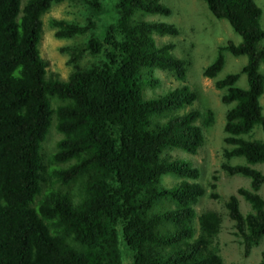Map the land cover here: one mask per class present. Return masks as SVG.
Returning a JSON list of instances; mask_svg holds the SVG:
<instances>
[{"label":"trees","instance_id":"obj_1","mask_svg":"<svg viewBox=\"0 0 264 264\" xmlns=\"http://www.w3.org/2000/svg\"><path fill=\"white\" fill-rule=\"evenodd\" d=\"M160 1L116 0L114 22L105 28L96 25L97 17L84 24L50 20L55 38L84 39L61 49L71 71L58 80L47 76L39 56L42 16L62 2L97 12L100 0H0V264H223L215 246L221 214L205 210L196 217L194 206L205 194L199 169L161 158L165 149L195 155L203 143L198 121L210 126L213 113L191 109L156 124L153 116L191 106L197 96L186 86L155 98L142 93L145 83H156L142 81L143 73L159 69L179 82L186 77L187 63L170 54L173 46L156 47L152 39L176 36L177 28L137 15L168 16ZM201 1L240 38L217 48L203 76H218L224 51L246 59L214 88L229 106L220 169L249 179L248 189L239 188L224 203L248 256L264 237V198L258 194L264 173L252 168L264 166V140L252 139L255 128L264 135L261 9L254 0ZM242 75L245 87L238 85ZM51 128L61 137L44 165L41 144ZM234 158L245 163L229 164ZM165 175L180 181L165 187ZM70 185L74 191L63 189ZM208 187L217 199L215 174ZM238 197L250 212H240ZM258 264H264V252Z\"/></svg>","mask_w":264,"mask_h":264},{"label":"rangeland","instance_id":"obj_2","mask_svg":"<svg viewBox=\"0 0 264 264\" xmlns=\"http://www.w3.org/2000/svg\"><path fill=\"white\" fill-rule=\"evenodd\" d=\"M24 2L25 0H22V4ZM100 2L102 3V8L97 12L88 9L87 5L83 3L62 2L52 5L42 16L38 52L45 64L47 76L51 75L58 80H65L71 71V67L67 63L68 55L62 53L61 49L76 46L84 41L81 37L70 39L55 38V29L49 25L50 20L61 19L72 23L84 24L88 18L96 19L97 17L96 25L105 28L114 22L116 0H100ZM160 2L170 9L168 16L144 14L142 12H138L137 15L144 22L170 24L177 28L179 34L176 36L154 34L152 39L156 47L169 44L173 46L170 54L187 63L186 77L183 82H179L171 73L159 69L153 70L148 75L143 73L141 76L142 81L152 79V81L156 82L152 86L145 83L142 92L143 97L145 99L155 98L175 88L186 86L189 90L195 92L197 99L191 106L171 109L161 116H153L151 122L160 124L172 116L183 115L191 109L199 112H205L206 109H209L213 113V122L210 126L205 127L201 121H198V125H200L203 132V143L195 155L187 154L178 149H165L161 154V158L170 161L183 160L199 169L197 182L205 187V194L194 206L196 217L205 210H214L221 214L223 222L215 240V246L223 264H258L261 252H264V237L256 247L252 248L248 256H244L242 246L239 243V239L234 236L232 222L227 218L224 207L228 197L236 195L239 188H249V179L239 175L228 176L220 169L221 164L226 162L223 157L225 147L223 143V125L225 113L229 106L221 103L222 92L214 88L216 79L222 78L226 74L239 72L246 59L243 56L233 57L224 51V66L218 76L215 79H208L203 76L204 68L216 57L217 48L225 46L228 42L239 43L240 38L232 31L226 21L215 19L201 0H161ZM254 2L261 9L260 25L264 31V0H254ZM101 33L102 30L100 35H102ZM262 45L264 47V40ZM86 58L90 57L87 56ZM259 71L264 76V65L260 66ZM238 85L240 87L246 86L243 75L240 76ZM259 102L263 108L262 112L264 115V93L260 97ZM57 104L56 101H53L52 107ZM60 137L55 129L51 128L42 142L40 153L44 165L47 164V157L55 151L56 142ZM252 139L264 140V135L259 128H255L252 132ZM228 163L240 165L245 162L243 158H234ZM252 168L264 173L263 165H254ZM213 174L216 176V189L213 192L218 195L217 199H212L209 196L211 191L208 184ZM179 181L180 179L177 177L165 175L161 178V185L172 187L176 186ZM55 187L58 186L55 185ZM63 189L67 192L74 191V185ZM258 194L264 198V185L259 189ZM238 201L239 210L242 214L250 212L249 205L241 197H238ZM195 226L197 227L196 220Z\"/></svg>","mask_w":264,"mask_h":264}]
</instances>
